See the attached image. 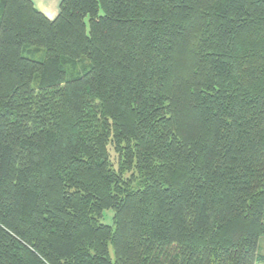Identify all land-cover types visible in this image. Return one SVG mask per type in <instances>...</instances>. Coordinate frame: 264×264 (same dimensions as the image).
Instances as JSON below:
<instances>
[{
  "label": "trees",
  "instance_id": "16d2710c",
  "mask_svg": "<svg viewBox=\"0 0 264 264\" xmlns=\"http://www.w3.org/2000/svg\"><path fill=\"white\" fill-rule=\"evenodd\" d=\"M2 7L0 264L264 263V0Z\"/></svg>",
  "mask_w": 264,
  "mask_h": 264
},
{
  "label": "rangeland",
  "instance_id": "374dc122",
  "mask_svg": "<svg viewBox=\"0 0 264 264\" xmlns=\"http://www.w3.org/2000/svg\"><path fill=\"white\" fill-rule=\"evenodd\" d=\"M1 1L3 2V0H0V2ZM52 2L55 3V10L52 11V13H51V11H48V12L50 14H52V19H54L59 14V9H60L59 7H60L61 0H52ZM2 10H3V7L0 8V15L2 13ZM24 55L29 57V58L35 59V60H44L45 56H46V50L43 48H36L33 46H25L24 47ZM82 61L86 62L87 66H90V62L87 59H84ZM79 67L80 66H75L73 68V70L75 71ZM66 70H68V69L66 68ZM67 73H68L69 79L74 78V76H72V74L69 71H67ZM100 221L104 224H109V225L114 226V211H113V209L105 210L103 213V216L100 218ZM110 252H111V255L114 256V249L112 246L110 247ZM260 252L262 254H264V236H262L260 238ZM256 264H264V263L258 262Z\"/></svg>",
  "mask_w": 264,
  "mask_h": 264
},
{
  "label": "crops",
  "instance_id": "0c3cea01",
  "mask_svg": "<svg viewBox=\"0 0 264 264\" xmlns=\"http://www.w3.org/2000/svg\"><path fill=\"white\" fill-rule=\"evenodd\" d=\"M36 7L44 12L48 17L52 19V14H50L48 11H54L55 10V3L52 2V0H32ZM61 3V2H60Z\"/></svg>",
  "mask_w": 264,
  "mask_h": 264
}]
</instances>
